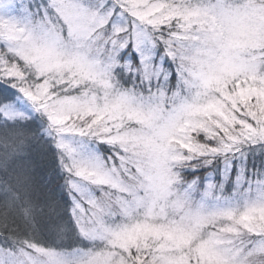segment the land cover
<instances>
[{"label":"snow or ice","instance_id":"1","mask_svg":"<svg viewBox=\"0 0 264 264\" xmlns=\"http://www.w3.org/2000/svg\"><path fill=\"white\" fill-rule=\"evenodd\" d=\"M0 264H264V0H0Z\"/></svg>","mask_w":264,"mask_h":264},{"label":"trees","instance_id":"2","mask_svg":"<svg viewBox=\"0 0 264 264\" xmlns=\"http://www.w3.org/2000/svg\"><path fill=\"white\" fill-rule=\"evenodd\" d=\"M98 148H99V150H97V151H99L100 153H104L107 151V148L105 145H98ZM233 171H234V169H233Z\"/></svg>","mask_w":264,"mask_h":264},{"label":"rangeland","instance_id":"3","mask_svg":"<svg viewBox=\"0 0 264 264\" xmlns=\"http://www.w3.org/2000/svg\"><path fill=\"white\" fill-rule=\"evenodd\" d=\"M105 146H106V145H105ZM106 148H107V146H106ZM95 150H99L98 145L95 146Z\"/></svg>","mask_w":264,"mask_h":264}]
</instances>
